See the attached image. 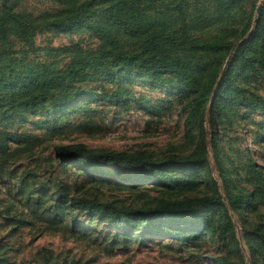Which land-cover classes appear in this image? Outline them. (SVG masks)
I'll use <instances>...</instances> for the list:
<instances>
[{
  "label": "rangeland",
  "instance_id": "obj_1",
  "mask_svg": "<svg viewBox=\"0 0 264 264\" xmlns=\"http://www.w3.org/2000/svg\"><path fill=\"white\" fill-rule=\"evenodd\" d=\"M64 1L8 0L15 12L32 23V40L21 42L15 33L0 38V73L15 78L32 66L60 71L81 60L105 67L106 52L136 49L95 14L89 15V28L51 29L46 22L63 12ZM219 1L225 0H185L183 4L187 41H220L231 47L229 54L222 48L216 54L187 59L202 72L215 67L218 76L238 71L234 52L242 40L250 38L260 13L255 17L259 0H237L239 9L230 16L222 14ZM146 2L145 16L153 25L156 22L172 31L179 28L180 16L172 1ZM247 23L249 29L242 36ZM260 49L251 55L253 67L241 71L236 80L232 109L222 105L219 112L208 104L202 121L195 119L198 111L190 102V92L183 91L177 80H152L134 72L115 73L111 79L100 72L102 67H93L98 73L77 86L105 99L78 98L67 111H61V106L53 110L12 106L6 112L3 102L8 90L0 92V106H4L0 107V264H264V51ZM60 145L151 159H184L204 152L208 167L189 176L171 170L160 183L120 181L111 173H99L91 178L92 184L86 181L89 176L56 159L53 148ZM214 160L225 179L218 177ZM253 165L263 178L254 175ZM252 191L256 203L228 204V199L237 201ZM65 195L134 209L211 196H220L224 204L185 214L186 226L203 217L210 221L209 231H201L195 241L153 236L141 242L133 236L124 242L116 240L107 226L77 211L72 215L77 225L66 226V215L50 218L51 203ZM246 239L260 244L261 256L248 252Z\"/></svg>",
  "mask_w": 264,
  "mask_h": 264
},
{
  "label": "trees",
  "instance_id": "obj_2",
  "mask_svg": "<svg viewBox=\"0 0 264 264\" xmlns=\"http://www.w3.org/2000/svg\"><path fill=\"white\" fill-rule=\"evenodd\" d=\"M147 0H65L62 13L58 17L46 22V25L56 31H73L89 28L92 20L89 15L95 14L107 24L112 25L127 40L136 45L132 52H118L111 50L106 52L105 60L108 66L103 67L101 62L91 64L86 60L68 64L60 71L50 70L47 66H32L20 72L15 78H8L0 73V92L8 90L9 97L3 102L6 112L9 107L15 106L29 110H40L46 107L59 108L67 111L68 106L75 99L82 98L85 101H96L98 96L92 91L81 89L79 84L98 73L93 67H102L108 78L114 79L115 73L134 72L152 80L168 79L177 80L183 91L190 92V102L194 110L198 111L196 120L204 117L208 104L212 109L221 112L222 105L232 109L235 98L232 95L235 90L236 80L244 69L253 67L254 56L259 46L264 51V6L254 24L250 38L242 43L234 52V62L239 63L237 72H226L222 79L215 67H209L207 71L194 69L187 59L189 56L216 54L225 48L227 54L231 47H224L218 42H190L186 40L185 28L187 27L186 12L183 8L185 0L172 1L175 10L180 16V26L177 30H164V25H155L145 16ZM156 1V0H152ZM222 7V14L231 15L239 9L237 0H225L217 2ZM97 7V12H91ZM217 7V8H219ZM14 4L3 0L0 5V38L10 33H15L21 42L31 43L32 23L14 11ZM249 29L247 23L242 29L243 36ZM96 31H99L97 28ZM264 61V58L262 62ZM197 75V77H195ZM198 80V81H197ZM213 96V97H212ZM99 101L105 99L98 97ZM107 100V99H106ZM237 100V99H236ZM108 101V100H107ZM4 107V106H0ZM195 121V120H194ZM23 142H26L25 140ZM20 143V142H18ZM56 159L65 166L71 165L87 175L88 183H94L91 179L99 173H111L114 177H120V181H146L162 182L166 179L164 174L171 170L187 172L186 176L208 167L206 154L177 159L174 157L151 159L148 156L127 152L94 151L82 146H55L53 148ZM216 163L218 177L223 180L219 164ZM254 175L263 178L255 169ZM98 186L101 183H97ZM22 196L29 201V195L25 189H21ZM256 192L246 193L239 200H227L231 207L235 203H256ZM224 200L220 196L203 197L198 200H186L181 204L161 202L158 206L146 209L118 208L110 203H103L95 198H75L73 196H61L58 202L51 203L50 218H58L64 215L67 225L75 224L72 217L77 211L88 219L97 220L113 230L116 240L130 241L137 236L139 241H151L153 236L175 241H195L200 237L201 231H209V220L201 218L194 225H185L184 216L196 208L208 211L223 206ZM209 221V222H208ZM196 227V228H195ZM211 236L212 233L210 232ZM263 242V241H262ZM246 248L254 257L262 255L260 244L252 240H245ZM236 246L239 247L238 241Z\"/></svg>",
  "mask_w": 264,
  "mask_h": 264
},
{
  "label": "water",
  "instance_id": "obj_3",
  "mask_svg": "<svg viewBox=\"0 0 264 264\" xmlns=\"http://www.w3.org/2000/svg\"><path fill=\"white\" fill-rule=\"evenodd\" d=\"M263 4H264V0H259V2H258V4H257V8H256V10H255V17H256V15L260 12L261 7H262ZM245 41H246L245 39L242 40V41H241V44L244 43ZM225 68H226V66H225ZM225 68H224V69H225ZM222 77H223V73L220 75L219 80H221ZM212 97H213V96H212Z\"/></svg>",
  "mask_w": 264,
  "mask_h": 264
}]
</instances>
